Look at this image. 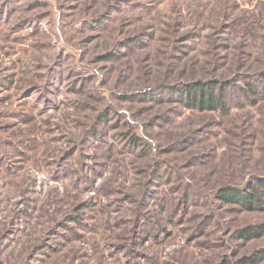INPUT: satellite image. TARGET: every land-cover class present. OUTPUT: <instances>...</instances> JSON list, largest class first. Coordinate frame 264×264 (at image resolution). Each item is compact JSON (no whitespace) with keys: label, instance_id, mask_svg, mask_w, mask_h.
<instances>
[{"label":"rangeland","instance_id":"374dc122","mask_svg":"<svg viewBox=\"0 0 264 264\" xmlns=\"http://www.w3.org/2000/svg\"><path fill=\"white\" fill-rule=\"evenodd\" d=\"M257 181L264 0H0V264H264Z\"/></svg>","mask_w":264,"mask_h":264},{"label":"trees","instance_id":"16d2710c","mask_svg":"<svg viewBox=\"0 0 264 264\" xmlns=\"http://www.w3.org/2000/svg\"><path fill=\"white\" fill-rule=\"evenodd\" d=\"M226 84L218 82H197L189 85H179L172 87V94L170 97H175L179 103L189 109H195L199 111H217L222 112L227 110V103L230 98L226 92ZM248 93L255 94L253 86H248ZM258 185L253 190H249V193L242 195L238 189L233 187H225L219 189L216 194V198L224 203H235L243 207L248 211H255L262 207L260 203L261 197H264V182L257 181ZM261 192L258 193L257 190ZM264 235V225L249 227L238 232L237 237L242 241H251L259 239ZM256 258H245L242 263L254 264Z\"/></svg>","mask_w":264,"mask_h":264}]
</instances>
